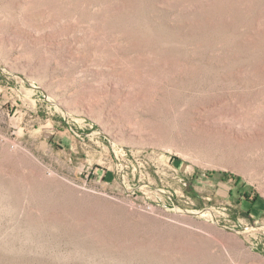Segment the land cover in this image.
<instances>
[{"label":"rangeland","instance_id":"obj_1","mask_svg":"<svg viewBox=\"0 0 264 264\" xmlns=\"http://www.w3.org/2000/svg\"><path fill=\"white\" fill-rule=\"evenodd\" d=\"M0 264H264V0H0Z\"/></svg>","mask_w":264,"mask_h":264}]
</instances>
